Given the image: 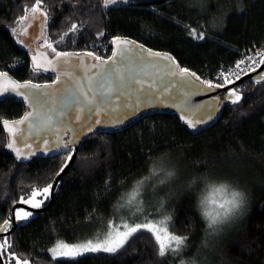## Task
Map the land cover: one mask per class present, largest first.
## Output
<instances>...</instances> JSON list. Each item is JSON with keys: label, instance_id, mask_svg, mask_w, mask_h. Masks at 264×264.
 I'll list each match as a JSON object with an SVG mask.
<instances>
[{"label": "trees", "instance_id": "16d2710c", "mask_svg": "<svg viewBox=\"0 0 264 264\" xmlns=\"http://www.w3.org/2000/svg\"><path fill=\"white\" fill-rule=\"evenodd\" d=\"M35 4L0 0V72L51 82L54 75L33 71L30 51L16 34L19 18ZM40 8L48 14L45 36L56 52L88 51L105 59L115 38L130 37L172 54L181 68L213 85H221L215 75L243 53L260 48L264 54V0H128L107 8L103 0H42ZM73 24L77 28L69 32ZM192 30L204 38L190 35ZM235 91L242 99L223 100L216 122L200 133L191 132L177 113L155 112L119 131L86 137L74 167L57 184L54 203L39 212L25 208L33 213L30 220L0 237L8 242L5 264L12 255L29 264H264V80H247ZM27 109L21 98L0 99V225L11 224L21 197L52 184L73 152L17 160L7 148L3 121L21 118ZM161 161L180 172L164 204L169 231L188 237L179 255L158 258L154 237L141 230L115 254L52 258L49 249L58 241L75 243L110 219L122 197ZM206 181H229L248 195L242 221L215 235L199 207Z\"/></svg>", "mask_w": 264, "mask_h": 264}, {"label": "water", "instance_id": "95a60500", "mask_svg": "<svg viewBox=\"0 0 264 264\" xmlns=\"http://www.w3.org/2000/svg\"><path fill=\"white\" fill-rule=\"evenodd\" d=\"M45 23L46 21L42 16L38 15V18L33 19L30 11L28 20L18 28L19 30H17L16 34L19 41L23 40L24 43L22 45L30 51L29 56L32 67V56L36 55L37 51L46 53L47 59L52 61V66L45 64L48 70L44 71L42 69L40 71L54 75L55 79L44 83L31 81L32 84L43 87L31 90L22 89L21 91L29 95L31 93L40 94L37 96L38 103L36 104V108L42 116L48 113L50 109H55L52 112L55 128L50 131H41L39 134L35 132L29 134L26 130V125H20L18 130L23 129L25 131L23 137H17V146L27 155L29 149L24 145L29 144L31 145V151L35 155L19 161L28 162L36 156L52 157L64 152L66 150L54 148V145L61 141L64 143L72 142L69 144V148L73 149L71 154L73 159L67 161V166L59 177L55 176L52 183L53 190L49 197V202L45 206H42L40 209H34L30 205L23 204L21 201L13 205L11 226L6 231H0V237L11 234L22 222L15 220L14 213L17 208H26L33 212H39L54 203L57 184L74 167L80 146L83 140L90 134L119 131L131 126L144 115L155 112L177 113L184 123L185 120L182 117H186L193 122L203 121L202 123H198L195 128L188 126L191 132L200 133L216 122L221 112L222 101L225 99L232 100L229 97V93L235 90L237 86L247 80L257 82L264 80V63H261L257 68L243 77L223 87L209 88L193 71L181 68L172 54L153 50L130 37H118L132 41L134 44L129 45L128 51L123 55L115 57L114 61L109 59L113 56V52L118 50L117 45L114 43L110 57L105 59L100 58V61H97L95 59L96 56L88 51H63L66 53H79L81 56H70L58 60L55 53H50L47 49L39 46L40 41L45 37ZM22 28L27 29V35H20ZM42 31L44 35H41ZM148 50L154 53L168 54L174 59V63L164 61L159 57L150 56ZM86 53H92L93 55L88 56L85 55ZM65 59L68 60V63H64ZM103 61H107V63H101ZM91 65L99 66L93 68ZM116 68H119L120 73L123 75L122 81L117 78L114 72ZM180 69H187L190 74L194 73L195 75H181ZM5 73H7L10 79L18 83L26 82L16 79L6 71ZM66 73L69 75H66ZM89 77H92V89L89 93V98L94 93L96 101L104 109L99 115L95 111L90 110L95 105L83 104V97L79 95L73 82L74 79L79 80V83L84 85L85 91H87ZM108 81L111 82L114 90L108 95H101L102 89H100V84ZM5 97H18L24 100L23 97L17 96L12 92L0 95V99ZM49 97L55 99L54 105L49 100ZM25 103L28 108L26 113L32 111L33 108L30 106L31 100L25 101ZM77 104H80L84 108V111L80 114L81 118L79 121L74 119V109ZM64 105H67V107L63 108L66 115H57ZM21 118L15 120L6 119L4 121L11 123ZM97 119H100L102 123L96 124L95 121ZM118 120L122 121V123H117ZM89 126H91L92 131H89ZM4 128L9 142L11 134L5 126ZM45 139L48 141L46 145L43 142ZM8 150L15 155L13 150ZM0 264H5L2 255H0Z\"/></svg>", "mask_w": 264, "mask_h": 264}, {"label": "snow or ice", "instance_id": "6c2138e0", "mask_svg": "<svg viewBox=\"0 0 264 264\" xmlns=\"http://www.w3.org/2000/svg\"><path fill=\"white\" fill-rule=\"evenodd\" d=\"M128 3V0H103V5L105 8L109 6H114L117 3ZM42 0H36V4L30 9L32 13L33 19L42 16L43 19L46 21L48 19L47 12H43L40 8V4ZM28 9H25V16L19 18V22L23 23L24 20L28 18ZM77 26L73 24L69 28V32H74ZM13 32H16V29H12ZM190 35L195 36L197 39H203L204 34L200 33L197 35L195 30H192ZM20 35H27V29L22 28L20 30ZM41 35H44L43 31ZM67 35V33L65 34ZM63 39V37H61ZM19 43L23 44V40H20ZM114 44L117 45L118 50L113 52V56L110 57V60L115 59L118 55H123L126 51H128V46L134 44V42L115 38L113 41ZM43 44L47 47L52 49L53 52L56 54V58L59 60L61 58H67L70 56H77L80 57L81 54L79 53H66V52H56V49L53 47L52 43L47 39L45 36L43 40ZM142 47V46H141ZM148 54L150 56L159 57L164 61H168L170 63H174V59L170 57L168 54L162 53H154L151 50H148ZM85 55L92 56V53H86ZM43 58V59H41ZM97 61H100V57H95ZM249 59H251L249 57ZM245 61H239L237 63V68L240 67ZM32 63H33V71L38 72L40 70L47 71L48 66H52V61L48 60L46 57V53L37 51L36 55L32 56ZM64 63H68V60L65 59ZM101 63H107V61H103ZM260 63H264V54H262V59ZM99 65H91V67L95 68ZM114 72L117 75L119 80H123V75L120 73V69H114ZM175 74V73H174ZM181 75H195L190 74L187 69H180ZM66 75H69L66 73ZM239 78V77H237ZM198 79V78H197ZM74 85L79 92V95L83 97V104L84 105H95L92 111H95L97 115H99L102 111H104L101 104L96 101V96L93 93L91 98H89V93L92 89V77L88 78V90L85 91V86L79 83V80L74 79ZM226 83H231V81L227 80L225 77ZM139 83V82H137ZM209 88L212 87H223V85H213L210 81H204ZM43 86L32 84L31 81H26L24 83H18L12 79H10L5 72H0V95L5 93H15L17 96H21L24 98L25 101L31 100L30 106L33 108L32 111L27 112L24 117H22L18 121H13L9 123L8 121H4V126L8 129L9 133L11 134V138L7 144V148L13 150L15 152V158L17 160L27 159L29 156L35 155L34 152L31 151V145L25 144L24 146L29 149L27 155H25L24 151L17 146V137H23L24 131L23 129H19L20 125H26V130L29 134L33 132L39 134L41 131H50L55 128L53 123V116L52 112L55 111L54 108L50 109L48 113L45 115H41L38 109L36 108L37 96L40 95L38 93H31V95L26 94L22 89H39ZM101 95H108L114 89L110 81L101 83L100 84ZM229 97L232 98V103H238L242 97L237 94L235 90L229 93ZM49 100L54 105L55 99L49 97ZM62 109L57 113L59 116L66 115L65 111ZM84 111V108L77 104L74 109L75 115L74 119L79 121L81 118V112ZM185 120V123L190 128H195L198 123H202L203 121H196L193 122L186 117H182ZM96 124H101L102 121L97 119L95 121ZM117 123H122V121L118 120ZM89 131H92L91 126H89ZM44 144L46 145L48 141L45 139ZM69 143H64L63 141L54 145V148L64 149L67 150L69 148ZM73 157L71 154L65 157V164L60 168V170L56 173V177H59L60 174L64 171V168L67 166V161L72 160ZM175 177L174 171H163L158 170L156 168H151L149 172V176L142 178L140 181H137L136 184L133 186L132 190L125 194L122 197L123 203L121 207H127L131 210V214L133 216L136 215H143L144 210V201L142 199V189L145 183L152 179L156 178L157 183L165 184L169 180ZM192 183H196V179L194 178ZM53 190V184H48L46 187L42 189L33 188L31 194L28 198L21 197V202L23 204L30 205L34 209H40L43 205L45 200H47ZM206 192L207 194H203L199 201V207L201 210V216L206 221L207 229H210L212 233L217 231V226L220 224L225 223L228 221L234 214L241 208L244 203V194L235 190L229 183H207L206 181ZM39 197V199H38ZM163 207V202H161V208ZM159 211V210H158ZM33 216L31 211H25L23 209L15 210L14 217L16 221L28 222L30 218ZM171 222V216L165 215L162 219L158 220H151L145 218L143 223H134L129 224L127 222L122 223L121 225H115L111 221H109L107 226V231L103 234V236H97L95 240H87L83 243L79 244H67L64 242L58 241L55 246L49 251L52 254V258L56 259L59 257H67V258H75L81 256L85 253H98L104 252L109 254L118 253L121 249L125 247V245L129 242L130 238L134 236V234L140 232L141 230H146L147 232L151 233L154 237L156 242V255L158 258H165L169 254L171 255H179L181 250L185 247V242L188 239L187 236L177 235L171 231H169V224ZM10 221L5 220L2 225H0V231H6L10 227ZM8 247V242L5 240L3 243H0V255H3V250ZM16 264H29L28 260L21 261L19 258H16ZM180 264H185L183 260H181Z\"/></svg>", "mask_w": 264, "mask_h": 264}, {"label": "rangeland", "instance_id": "374dc122", "mask_svg": "<svg viewBox=\"0 0 264 264\" xmlns=\"http://www.w3.org/2000/svg\"><path fill=\"white\" fill-rule=\"evenodd\" d=\"M29 12H30V10H29ZM29 12H28V18H29ZM28 18L26 20H28ZM26 20H24L23 23ZM23 23H21L19 25V27H21ZM17 30H19V29H17ZM44 38L40 41L39 46L44 48V49H47L50 53H55L50 48H47L43 44ZM153 168H156L158 170H163V171H174L175 177L173 179L169 180L165 184L157 183L156 178H152L145 183V185L143 186V189H142V199L144 201L143 207L145 210L143 215L138 214L136 216H133L131 214V210L129 208L121 207V204L123 203V201L121 199V201L119 202V204L117 206V209H116L114 215L110 219L106 220V222L101 227H99L98 229H95V231L92 234H90L89 236H87V237H85V238H83V239H81L75 243H67V242H64V243L79 244V243H83L87 240H95V238L97 236L102 237L103 234L107 231V226H108L109 221H111L115 225H121L124 222H127L129 224H134V223H143L145 218L151 219V220H158V219H162L163 216H165V215L170 216L168 211L165 210L166 208L164 207V204H165V200H166L168 192L173 188V185H175L176 182L179 181V179H180L179 173L180 172H179L178 168L175 167L172 162H168V161L158 162L157 164H155L153 166ZM216 183H229L231 185V183L229 181H227V182L220 181V182H216ZM232 187L235 190L242 192L244 194V203L241 206V208L234 214V216H232L225 223L217 226V231L215 233H212V231L209 229L212 235L218 234L225 229L230 230L235 225H237L238 223H240L242 221V216L244 214L243 212H244V209L246 207V203H247L246 201L248 200V195H247L246 190L244 189L245 188L244 186H240V188L235 187V186H232ZM160 188H164V189H162L163 191H161ZM205 194H207V192H205ZM38 199H39V197H38ZM161 202H163L162 208H161ZM23 210L27 211L25 208ZM61 242H63V241H61ZM49 253L51 254L50 251H49ZM16 258H19V257L12 255L10 257V261L8 263L9 264H16ZM59 258H61V257H59ZM19 260H21V259L19 258ZM21 261H24V260H21Z\"/></svg>", "mask_w": 264, "mask_h": 264}, {"label": "built area", "instance_id": "2783aa9c", "mask_svg": "<svg viewBox=\"0 0 264 264\" xmlns=\"http://www.w3.org/2000/svg\"><path fill=\"white\" fill-rule=\"evenodd\" d=\"M262 54L263 51L260 48L243 53L240 59H238L233 65L222 68L215 75V79H217L219 84L223 85L225 82V77L229 81H234L243 77L261 64L260 60L262 59ZM249 57L251 59H249ZM242 60L245 62L241 64L239 68H237V63Z\"/></svg>", "mask_w": 264, "mask_h": 264}]
</instances>
